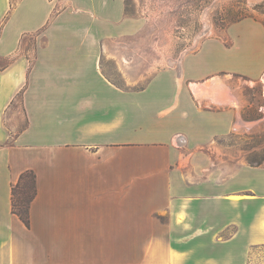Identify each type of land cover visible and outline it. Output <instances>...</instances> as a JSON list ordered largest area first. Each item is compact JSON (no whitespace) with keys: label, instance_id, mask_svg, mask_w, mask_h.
Instances as JSON below:
<instances>
[{"label":"crops","instance_id":"1","mask_svg":"<svg viewBox=\"0 0 264 264\" xmlns=\"http://www.w3.org/2000/svg\"><path fill=\"white\" fill-rule=\"evenodd\" d=\"M11 2L0 0V58L10 59L0 65V264H248L264 244V165L209 169L202 149L230 131L234 109L199 107L197 90L223 71L256 76L264 61L251 73L235 64L243 45L207 43L180 72L124 90L99 45L53 39L68 20L112 33L98 21L122 13L117 1ZM39 31L52 42L36 43L31 62L16 52ZM20 92L26 124L16 129L6 110ZM27 170L30 226L12 211Z\"/></svg>","mask_w":264,"mask_h":264},{"label":"rangeland","instance_id":"2","mask_svg":"<svg viewBox=\"0 0 264 264\" xmlns=\"http://www.w3.org/2000/svg\"><path fill=\"white\" fill-rule=\"evenodd\" d=\"M115 1L121 7L122 17L98 21L103 26L115 24V29H109L112 33L100 30L99 34L88 26L74 29L68 20V34L57 33L53 39L99 45L104 72L124 90L144 89L166 68L180 72L185 61L201 52L207 43L221 44L228 49L236 43L243 45L240 61L235 64L242 69L248 67L251 73L264 61V0ZM124 22L125 25L118 26ZM257 36H261L262 41L257 56L253 57L252 42ZM50 42L51 36L42 31L27 32L19 41L21 47L16 53L26 54L32 62L36 43ZM9 61L8 57L0 58V65H7ZM263 64L256 76L243 70L223 71L206 87L197 90L199 107L234 109L230 131L214 137L207 148L202 149L209 153V169L231 174L242 166L264 165ZM21 93L6 110L7 123L15 122L16 129L26 124ZM242 121L244 125L237 126ZM16 129L13 134H18ZM250 264H264V246L251 251Z\"/></svg>","mask_w":264,"mask_h":264},{"label":"trees","instance_id":"3","mask_svg":"<svg viewBox=\"0 0 264 264\" xmlns=\"http://www.w3.org/2000/svg\"><path fill=\"white\" fill-rule=\"evenodd\" d=\"M36 195L35 173L27 170L22 173L19 181L12 188V211L17 214L22 221L30 226L29 208ZM264 246V244L254 245L250 250ZM250 254L248 264H250Z\"/></svg>","mask_w":264,"mask_h":264},{"label":"bare ground","instance_id":"4","mask_svg":"<svg viewBox=\"0 0 264 264\" xmlns=\"http://www.w3.org/2000/svg\"><path fill=\"white\" fill-rule=\"evenodd\" d=\"M223 92V91H222ZM222 94V93H221ZM225 94V93H224ZM242 125H244V121H242V122H239V123H237V126H242Z\"/></svg>","mask_w":264,"mask_h":264}]
</instances>
